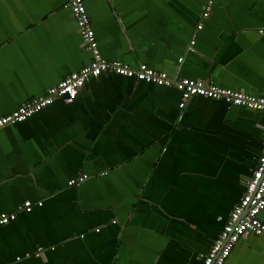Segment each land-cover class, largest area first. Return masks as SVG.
<instances>
[{
	"label": "crops",
	"instance_id": "0c3cea01",
	"mask_svg": "<svg viewBox=\"0 0 264 264\" xmlns=\"http://www.w3.org/2000/svg\"><path fill=\"white\" fill-rule=\"evenodd\" d=\"M83 1L105 60L264 95V0H214L205 17L206 0ZM90 59L66 0H0V116ZM181 100L104 71L0 127V212L16 213L0 264H199L261 154L264 112ZM223 264H264V234Z\"/></svg>",
	"mask_w": 264,
	"mask_h": 264
},
{
	"label": "built area",
	"instance_id": "2783aa9c",
	"mask_svg": "<svg viewBox=\"0 0 264 264\" xmlns=\"http://www.w3.org/2000/svg\"><path fill=\"white\" fill-rule=\"evenodd\" d=\"M214 0H206L202 8V16H207L211 10ZM66 6L70 9L76 22L78 32L82 39V44L91 53V59L77 70L70 72L67 76L60 79L53 85H50L45 91L36 97L24 101L17 108L9 113L0 116V127L9 124L23 121L47 105H50L56 98H62L66 101H71L77 95L78 90L91 77H96L104 71H112L119 75L131 77L137 81L151 82L157 85L170 86L173 85L180 93L181 101L179 106L182 107L184 101L191 96H202L205 98L222 99L226 103L233 105H241L250 109L264 112V95H255L230 88L219 87L211 81L200 78L189 77H171L165 71L157 70L150 67L144 62L132 67L119 60H105L99 51L98 43L95 37V32L92 28L89 15L86 11L83 0H66ZM199 26V25H198ZM261 34H264V27L259 29ZM90 33V35H88ZM90 41V42H89ZM99 66V72L94 71L96 66ZM87 70V71H86ZM193 85L197 91H193ZM63 88L58 94L54 93V89ZM45 101L36 107V102ZM23 108V112L21 109ZM17 114L20 118H17ZM260 173V176H257ZM87 175L82 174L77 178L70 179L69 184H77L82 181ZM37 205L41 201L36 202ZM33 203L30 200H25L21 205L26 211L31 210ZM264 208V145L261 154L256 159L255 165L252 168L251 175L245 182L244 192L238 202L232 207L229 216L224 223L222 229L218 233L207 251L200 253L199 264H223L229 256L231 249L237 240L247 232L254 234H264V222L260 219L259 213ZM16 217L15 212H0V218L6 220L2 224H6ZM41 247L37 248L36 254L39 253ZM29 254H24V258ZM16 264L22 263V257H15Z\"/></svg>",
	"mask_w": 264,
	"mask_h": 264
},
{
	"label": "snow or ice",
	"instance_id": "6c2138e0",
	"mask_svg": "<svg viewBox=\"0 0 264 264\" xmlns=\"http://www.w3.org/2000/svg\"><path fill=\"white\" fill-rule=\"evenodd\" d=\"M88 35H90V33L88 34ZM90 42V41H89ZM87 71V70H86ZM94 71H96V72H99V66L97 65L95 68H94ZM63 90V88H62V86L61 87H59V88H57V89H54V93L55 94H58L59 93V91H62ZM192 90L193 91H197V89L195 88V86L193 85V87H192ZM45 101L43 100V98L41 99V100H39V101H37L36 102V107H38L40 104H42V103H44ZM24 110H23V108L21 109V112H23ZM17 118H20V115L19 114H17ZM3 121H0V123H2ZM261 174L260 173H257V176H260ZM4 222H6V220L5 219H3V218H0V223H4Z\"/></svg>",
	"mask_w": 264,
	"mask_h": 264
}]
</instances>
